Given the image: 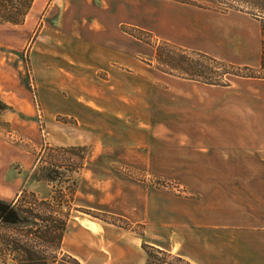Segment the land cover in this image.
Listing matches in <instances>:
<instances>
[{
	"label": "crops",
	"instance_id": "crops-1",
	"mask_svg": "<svg viewBox=\"0 0 264 264\" xmlns=\"http://www.w3.org/2000/svg\"><path fill=\"white\" fill-rule=\"evenodd\" d=\"M213 2L34 0L27 18L45 13L31 50L40 51L46 65L55 60L42 80L71 85L77 104L97 116L87 140L73 135L81 142L73 145L96 153L118 148L122 158L108 171L120 163L173 183L160 187L83 168L87 182L78 187L75 207L142 223L146 235L161 237L152 244L190 264H264V77L220 85L182 77L177 69L163 76L139 59L142 41L124 29H145L158 42L260 67L261 21L240 10L217 11L208 6ZM72 116L80 128L79 116ZM6 184L0 182V197L10 200L15 187ZM76 211L63 253L80 264H146L142 235Z\"/></svg>",
	"mask_w": 264,
	"mask_h": 264
},
{
	"label": "rangeland",
	"instance_id": "rangeland-1",
	"mask_svg": "<svg viewBox=\"0 0 264 264\" xmlns=\"http://www.w3.org/2000/svg\"><path fill=\"white\" fill-rule=\"evenodd\" d=\"M194 3L201 5L199 2ZM208 6L221 12L231 9L238 10L237 8L243 12L252 11L263 17L261 24L262 26L264 24V0H214ZM231 6L235 8H229ZM44 13L45 10L40 16H30L28 18L26 16L23 23L18 25L0 23V182L11 185L13 183L16 192L15 196L10 200L1 197L0 199L15 201L20 194L24 193L22 204L32 201L40 214H45L46 203H44L43 197L46 196L48 189L44 185L36 186L32 184L30 179L35 165L42 158L53 160L60 164L82 162L86 171L88 169H92V171L96 169L97 173L101 175L136 178L160 187L172 186L173 183L169 182L167 178L161 177L148 169H137L129 165L114 163L112 170L108 171L110 162H120L119 159L122 158L118 148L112 151L113 153L107 149L96 153L91 148L92 146L87 145L89 149L84 158L76 154L66 153L63 155L57 148V146L81 144V142L73 140V135L79 138L83 136L82 138L87 140L86 135L88 134L89 123H93L94 119L97 120V116L89 112L87 106L80 107L77 104L76 99H74V95L77 92L71 88V85H64L63 88H58L54 80L49 82L42 80L41 74H44L50 67L53 69L55 63L53 58V60H49L51 64L46 65L47 60L41 57L40 51L31 50L43 26L41 15ZM249 15L253 17L251 14ZM124 29H127L129 34L143 42H138L136 45L139 59L145 65L153 64L162 75L163 72L168 73L171 68L167 65L169 57H172L170 61L173 67L180 66L176 74L186 78L193 77L191 75L201 69L199 64L202 63L213 68L218 73L213 79L221 81L223 84L220 85L230 84L234 79L243 77L232 73L260 72L261 76L264 75V72L260 71V67H254L255 69L251 70H238L237 67L219 66L188 48H184L188 50L186 53H183L178 48L173 53L169 49H163V55L165 56L162 55V59H158L157 47L162 46L163 43L161 41L158 42L152 32L134 26H126ZM226 62L244 68L242 65ZM72 114L79 116L81 121L80 128L77 127V121ZM85 144L87 143L85 142ZM84 171L82 169L79 174V185L82 184V188H85L83 184L85 185L87 182L83 180ZM77 190L73 197L67 198L69 203L66 204L65 208L70 212V215L77 214L76 209L90 213L142 235L144 237L143 243L147 241L152 244L151 239L157 238L158 240V238H161L160 236L146 235L142 223L126 219L118 214L108 212V210L75 207L74 199L77 195ZM34 191L36 195L33 196L31 192ZM78 198L85 199L84 201L87 200V196L83 197L81 194ZM3 237L8 239L19 238L24 243H27L34 252L36 251V255L40 260H46L48 264H77L68 258L62 250L55 249L54 246L49 245L48 242L38 235H28L22 231H13L12 228L0 225V246L5 247L4 243L2 244ZM175 255L172 253L168 257L164 255H159L158 257L165 260L164 264H186ZM2 258L0 264H19L17 260L13 259V256ZM159 262L157 261L156 263L159 264Z\"/></svg>",
	"mask_w": 264,
	"mask_h": 264
},
{
	"label": "trees",
	"instance_id": "trees-1",
	"mask_svg": "<svg viewBox=\"0 0 264 264\" xmlns=\"http://www.w3.org/2000/svg\"><path fill=\"white\" fill-rule=\"evenodd\" d=\"M34 0H0V23H11V24H21L23 23L25 17L30 12L33 6ZM229 8H235L231 6ZM237 8V7H236ZM238 10H241L237 8ZM253 17L259 19L261 22L263 17L252 11H246ZM128 31L127 29H125ZM133 34V33H132ZM263 35H264V24H263ZM162 46L157 47V57L162 59L163 49L171 50V53L175 51L176 48L181 49L183 53L188 52V50L177 46L176 44L170 42H162ZM264 44V39H263ZM204 58L212 61L219 66H232L237 67L238 70L242 69H255L250 66H235L229 64L226 61L216 59L212 56L204 54L198 51H192ZM163 55V56H162ZM172 57L167 60V65L171 69H180V66L173 67L170 61ZM200 68L195 71L191 76V79H197L210 84H223L219 80H214L218 73L211 67L205 66L200 63ZM169 70L168 73H171ZM254 71V70H253ZM260 71L264 72V50L262 56V62L260 66ZM229 72V71H226ZM260 72H252L242 74L240 72L232 73L234 75L243 77H264L259 74ZM258 74V75H257ZM57 148L62 152V154H76L81 158L85 157L89 147L87 145H70V146H57ZM84 164L74 163V164H64L57 163L53 160L40 159V161L35 165L34 170L31 174L32 184L36 186L44 185L47 187L48 192L46 196L43 197L44 203H46L45 214H40L39 210L35 208V203L32 201H27V204H22V198L24 193L15 201H6L0 199V225L7 226L19 232L26 233L28 235H38L40 238L48 242L49 245L54 246L55 249L62 250V241L64 237L65 230L67 228L68 219L70 217V212L66 210L65 206L69 201L67 198L73 197L76 192L80 178V171L83 169ZM34 196L35 191L31 192ZM5 247L0 246V261L5 256H13V259L17 260L19 264H48L46 260H40L36 255V251L24 243L19 238L8 239L3 237V242ZM143 248L147 253L146 264H164L165 260L158 257L159 255H164L165 257L171 256L172 253L166 249L160 248L154 244L147 241L143 243ZM65 254V253H64ZM68 258L72 259L75 263L80 264V262L72 257L71 255L65 254ZM174 255V254H173ZM180 261H184L186 264H190L185 261L183 257L175 255Z\"/></svg>",
	"mask_w": 264,
	"mask_h": 264
}]
</instances>
